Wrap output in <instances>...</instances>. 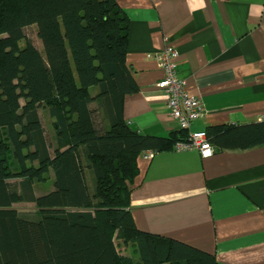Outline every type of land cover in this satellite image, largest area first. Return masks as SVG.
Wrapping results in <instances>:
<instances>
[{
	"label": "trees",
	"instance_id": "1",
	"mask_svg": "<svg viewBox=\"0 0 264 264\" xmlns=\"http://www.w3.org/2000/svg\"><path fill=\"white\" fill-rule=\"evenodd\" d=\"M129 27L116 0H0V264H217L134 224L138 155L170 150L184 133L152 136L125 121L124 96L137 90ZM210 136L218 149L264 144V120ZM36 181L52 188L37 195ZM18 202H34L35 217Z\"/></svg>",
	"mask_w": 264,
	"mask_h": 264
},
{
	"label": "crops",
	"instance_id": "2",
	"mask_svg": "<svg viewBox=\"0 0 264 264\" xmlns=\"http://www.w3.org/2000/svg\"><path fill=\"white\" fill-rule=\"evenodd\" d=\"M130 21L126 64L137 90L123 99V117L143 134L178 129L154 54L178 51V75L200 97L191 130L264 120V0H116ZM208 139V137H207ZM211 143V142H210ZM155 151L137 159L129 183L137 229L213 255L217 264H264V144ZM136 257V255H133Z\"/></svg>",
	"mask_w": 264,
	"mask_h": 264
},
{
	"label": "bare ground",
	"instance_id": "3",
	"mask_svg": "<svg viewBox=\"0 0 264 264\" xmlns=\"http://www.w3.org/2000/svg\"><path fill=\"white\" fill-rule=\"evenodd\" d=\"M154 57L156 59L158 68L163 73L162 78L156 83V87L165 93L166 95L165 104L169 111V115L178 124V129L173 131H182L184 133L183 138L177 140L174 143L172 149L176 151L197 150L199 156L201 158H204L201 147L199 145H196L194 142L196 139L194 138V134L200 133L201 141L204 143V130H200V129L191 130V125L195 121H197L203 114L202 99L195 95H189L188 93H186L185 90L186 82L178 75V71H177L178 51L176 50L175 47L166 46L160 49L158 52H156L154 54ZM159 63L164 65H159ZM166 65L171 67V71H169L165 67ZM165 80H168L169 82L163 83ZM172 99H176L177 108L180 111V115L177 116L173 115V107L171 105ZM154 153L155 150L148 149L146 151L141 152L138 155V158L147 157L148 159H150L152 158Z\"/></svg>",
	"mask_w": 264,
	"mask_h": 264
},
{
	"label": "rangeland",
	"instance_id": "4",
	"mask_svg": "<svg viewBox=\"0 0 264 264\" xmlns=\"http://www.w3.org/2000/svg\"><path fill=\"white\" fill-rule=\"evenodd\" d=\"M25 32H26L27 36L30 37L31 40H33V42L39 47L40 41L36 37L35 27L27 28ZM47 115L48 114L46 112H42L41 113V119L44 123V127H45L47 134H50L52 131H51V127L49 124L50 119H48ZM12 181H16V180H12ZM88 183L91 184L90 179H88ZM33 188L35 190V193L37 195H39V194L46 192L50 188H52V185L49 184V182L42 183V182L36 181V183H33ZM12 207L15 208L20 214H22L26 217H29V218H34L35 217L34 211L38 210L36 207V204H34V202H18V203H14L12 205Z\"/></svg>",
	"mask_w": 264,
	"mask_h": 264
},
{
	"label": "built area",
	"instance_id": "5",
	"mask_svg": "<svg viewBox=\"0 0 264 264\" xmlns=\"http://www.w3.org/2000/svg\"><path fill=\"white\" fill-rule=\"evenodd\" d=\"M159 65H164L159 63ZM169 71H171V67L166 65L165 66ZM173 80V79H172ZM171 81V80H170ZM168 80H165L163 83H168ZM171 105L173 107V115L177 116L180 115V111L177 108V102L176 99L171 100ZM201 134L200 133H195L194 138L195 139V144L199 145L201 147L202 153L204 155V158L211 156L214 153V147L211 145L210 141L207 139V133L204 131V143L201 141Z\"/></svg>",
	"mask_w": 264,
	"mask_h": 264
}]
</instances>
